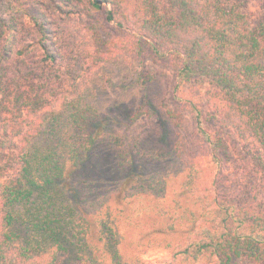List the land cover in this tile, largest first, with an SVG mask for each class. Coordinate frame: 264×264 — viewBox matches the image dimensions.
<instances>
[{"label": "trees", "instance_id": "1", "mask_svg": "<svg viewBox=\"0 0 264 264\" xmlns=\"http://www.w3.org/2000/svg\"><path fill=\"white\" fill-rule=\"evenodd\" d=\"M8 1L29 29L15 58L38 50L42 61H55L50 14L71 15L81 9L70 0ZM77 1L116 31L117 40L131 35L138 53L147 49L170 64L179 107L166 113L177 128L189 116L194 134L205 145L206 163L182 138L177 142V155L185 161L181 189L189 200L185 207L175 203L174 209L185 224L186 241L169 245L163 264L263 260L264 14L252 23L245 0ZM2 27L0 264H58L63 254L86 264H145L119 252L108 216L93 230L87 210L78 208L79 191L72 176L88 164L103 129L102 124L97 127L101 114L95 102L76 82L64 92L59 112L35 107L39 99L25 95L16 77L5 78L16 22ZM140 77L147 89L146 76ZM205 83L214 89L210 111L201 101ZM222 130L241 144L249 159L248 169L236 170L231 182H225L230 175L223 178L228 168ZM155 149L147 148L141 155L152 169L162 166L163 149ZM159 183L160 179L155 187ZM85 185L91 195V182Z\"/></svg>", "mask_w": 264, "mask_h": 264}, {"label": "rangeland", "instance_id": "2", "mask_svg": "<svg viewBox=\"0 0 264 264\" xmlns=\"http://www.w3.org/2000/svg\"><path fill=\"white\" fill-rule=\"evenodd\" d=\"M70 3L81 11L50 14L57 59L45 62L38 50L15 58L14 51L29 34L28 25L8 0H0V33L3 23L16 22L15 40L4 63L5 78L16 77L25 95L34 101L39 99L35 107L42 112H59L68 86L78 82L86 88L101 114L97 127L102 124L103 129L88 164L72 176V184L79 191L78 208L87 210L93 230L99 228L102 217L108 216L123 257L163 264L169 258L168 246L186 241L185 224L178 220L180 211L174 209L175 203L185 207L189 200L181 189L185 161L177 155V142L182 138L186 148L196 150L204 163L208 162L203 152L205 145L194 134L189 116L187 123L177 128L166 113L167 109L179 107L174 99L175 79L170 64L147 49L138 53L131 35L117 40L116 31L96 19L81 2ZM244 10L254 23L264 14V0H245ZM140 74L148 80L147 89L141 85ZM213 94L212 85H201L206 111H210ZM221 134L227 146L224 161L228 169L223 178L230 175L225 182H231L236 170L248 169L249 159L230 133L222 130ZM150 147L163 149L159 153L161 167L152 169L153 165L143 160L142 151ZM158 179L161 184L155 187ZM85 181L93 186L91 195H87ZM91 200L96 204L90 206ZM170 224L174 229H169ZM58 264L86 263L63 254ZM236 264H264V259L242 258Z\"/></svg>", "mask_w": 264, "mask_h": 264}]
</instances>
